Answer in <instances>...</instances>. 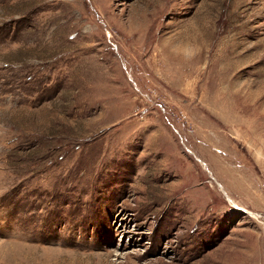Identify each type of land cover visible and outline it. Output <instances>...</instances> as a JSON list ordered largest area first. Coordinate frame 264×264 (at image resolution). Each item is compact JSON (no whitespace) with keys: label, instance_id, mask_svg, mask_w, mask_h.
Here are the masks:
<instances>
[{"label":"rangeland","instance_id":"obj_1","mask_svg":"<svg viewBox=\"0 0 264 264\" xmlns=\"http://www.w3.org/2000/svg\"><path fill=\"white\" fill-rule=\"evenodd\" d=\"M60 1L0 0V264H264V0Z\"/></svg>","mask_w":264,"mask_h":264},{"label":"crops","instance_id":"obj_2","mask_svg":"<svg viewBox=\"0 0 264 264\" xmlns=\"http://www.w3.org/2000/svg\"><path fill=\"white\" fill-rule=\"evenodd\" d=\"M21 0H14V2H15V6H16V8H19L20 6H19V2H20ZM58 3H55V5H54V10L53 11H51V12H48L49 10L47 9V10H43L42 9V11H41V13H37L36 14V16L39 18V15L41 16L45 11H46V13H44L45 14V16L44 17H47V18H52V19H54V21L56 20V19H59V18H56V17H59V16H57V11L58 10H60L61 9V7H62V1H60V0H56ZM45 2H43V3H41V4H44ZM47 3V2H46ZM39 6H41V5H39ZM26 14H27V12H26ZM30 16H34L35 17V14H34V12H31V14H30ZM14 17L15 18H20L21 17V15H18V13H15L14 14ZM41 18H43V16H41ZM51 24V23H50ZM57 26V25H56ZM56 26H52V27H54V28H51V31H50V33H56V32H59V30H58V28L56 27ZM49 27V26H48ZM48 27H46V29H44V32H48L47 31V29H48ZM60 32L61 33H63V31L60 29ZM252 196H253V194H252V192L251 193H249L248 195H247V201L246 202H243V203H245V206L246 207H248L247 205H250L249 203L251 202V200H252Z\"/></svg>","mask_w":264,"mask_h":264},{"label":"bare ground","instance_id":"obj_3","mask_svg":"<svg viewBox=\"0 0 264 264\" xmlns=\"http://www.w3.org/2000/svg\"><path fill=\"white\" fill-rule=\"evenodd\" d=\"M201 162L203 163V165H204V162H203V160L201 159ZM206 167V166H205ZM222 188V187H221ZM226 193V192H225ZM229 198V202L231 203V204H233L234 206H237V203H235L230 197H228ZM250 215H253V214H251V213H249Z\"/></svg>","mask_w":264,"mask_h":264},{"label":"built area","instance_id":"obj_4","mask_svg":"<svg viewBox=\"0 0 264 264\" xmlns=\"http://www.w3.org/2000/svg\"><path fill=\"white\" fill-rule=\"evenodd\" d=\"M255 215H256V218H261L262 216L260 215V214H258V213H255Z\"/></svg>","mask_w":264,"mask_h":264}]
</instances>
